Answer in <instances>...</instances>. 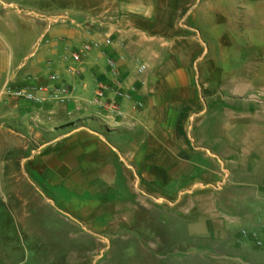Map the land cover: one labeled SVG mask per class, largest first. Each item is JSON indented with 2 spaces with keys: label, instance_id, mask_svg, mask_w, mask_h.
<instances>
[{
  "label": "crops",
  "instance_id": "1",
  "mask_svg": "<svg viewBox=\"0 0 264 264\" xmlns=\"http://www.w3.org/2000/svg\"><path fill=\"white\" fill-rule=\"evenodd\" d=\"M117 2L121 7L113 9L110 21L92 17V27L85 29L52 27L49 16L34 11H0V98L8 82L53 86V74L61 76L73 97L65 106L8 99L0 105V122L10 123L20 142L29 185L79 195H109L125 185L138 197L124 205L128 222L142 206L148 217L142 230L155 226L157 238L164 217L171 218L172 227L182 219L175 209L187 217L195 214L189 227L204 244L189 264H264L259 233L264 227V92L245 93L243 79L227 82L212 76L209 67L200 72L205 50L193 26L198 0ZM85 43L100 47L82 63L63 61ZM108 59L118 63L123 86L133 95L130 100L110 95L122 114L117 125L106 112L85 105L100 84L112 81ZM141 65L146 70L139 74ZM196 170L203 180L189 184ZM169 177L181 185L172 202L138 188L165 186ZM166 203L171 212L161 209ZM82 216L91 219L86 212ZM239 223L253 234L248 236L244 226L237 233ZM245 236L249 239L243 241Z\"/></svg>",
  "mask_w": 264,
  "mask_h": 264
},
{
  "label": "rangeland",
  "instance_id": "2",
  "mask_svg": "<svg viewBox=\"0 0 264 264\" xmlns=\"http://www.w3.org/2000/svg\"><path fill=\"white\" fill-rule=\"evenodd\" d=\"M115 1L0 0V11H22L24 15L34 11L36 15L49 16L52 27L81 25L85 29L92 27V17H98L103 24L110 21L108 18L113 9L116 12L121 7ZM197 7L198 24H193L192 20L189 23L197 28L198 42L204 45L205 57L199 65L200 72L209 67L212 76L227 82L243 79L240 86L245 93L264 92V0H241L240 3L235 0H198ZM93 54L85 58L88 60ZM94 92L85 105L101 112L93 105ZM0 100L3 104L7 99L2 97ZM1 122L0 264H179L183 260L182 264H189L193 261L191 255L200 257L204 239H195L189 227L194 213L187 217V213L179 214V208L175 209V215L182 219L172 227L171 218L164 217L160 221L162 224H158L163 227L159 229L162 235L157 238L156 230H153L155 226L148 225L149 230H142L148 218L142 206L137 216L128 222L124 205L133 199L137 201L138 197L131 195L132 190L125 185L119 192L113 191L109 195H94L92 191L79 195L66 189L41 192L30 186L27 170L24 172L20 163L23 153L17 147L20 142L10 131V123ZM202 180L201 172L196 170L189 184ZM177 184L169 177L165 186L143 183L138 188L172 202L181 189ZM47 199L51 202L48 203ZM161 209L170 211L169 204ZM83 212L91 219H85ZM142 221L146 223L142 224ZM113 222L118 227H104ZM242 226L248 236L253 234L252 229L242 223L236 224L237 233L241 232ZM262 228L259 229L260 239H264ZM248 236L241 239L246 241Z\"/></svg>",
  "mask_w": 264,
  "mask_h": 264
},
{
  "label": "built area",
  "instance_id": "3",
  "mask_svg": "<svg viewBox=\"0 0 264 264\" xmlns=\"http://www.w3.org/2000/svg\"><path fill=\"white\" fill-rule=\"evenodd\" d=\"M107 47L112 45V39L107 38L105 41ZM100 47L98 43L85 44L83 49L79 52H73L63 58L64 62H73L76 64L82 63L86 55L93 50ZM107 67L112 75V81L109 83H102L99 85L93 105L97 106L102 111L106 112L107 119L112 124H118V117L122 114L119 112L115 99L130 100L132 98V91L125 90L123 81L121 80L118 63L114 59L107 60ZM146 70V66L141 65L138 68V73L142 74ZM69 73H73V69H68ZM50 81L53 86H39L27 81L26 84L16 85L8 82L4 85L1 93V98H6L15 101H23L38 106H45L47 104H54L65 106L73 102V97L70 87L67 86L61 76L53 74L50 76ZM113 94L115 99H111ZM2 101L0 100V105ZM73 116L72 112H69Z\"/></svg>",
  "mask_w": 264,
  "mask_h": 264
}]
</instances>
